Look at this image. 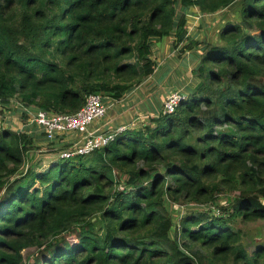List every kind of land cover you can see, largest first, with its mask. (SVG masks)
I'll use <instances>...</instances> for the list:
<instances>
[{
    "label": "trees",
    "instance_id": "1",
    "mask_svg": "<svg viewBox=\"0 0 264 264\" xmlns=\"http://www.w3.org/2000/svg\"><path fill=\"white\" fill-rule=\"evenodd\" d=\"M192 7L234 21L198 41ZM165 37L198 59L173 112L42 171L26 163L44 133L0 128V264H264L240 226L264 223V0H0V105L119 101ZM187 202L209 206L175 223L169 206Z\"/></svg>",
    "mask_w": 264,
    "mask_h": 264
},
{
    "label": "rangeland",
    "instance_id": "2",
    "mask_svg": "<svg viewBox=\"0 0 264 264\" xmlns=\"http://www.w3.org/2000/svg\"><path fill=\"white\" fill-rule=\"evenodd\" d=\"M189 13L188 34L198 41L203 39L216 40L220 27L227 20L234 21V12L230 8L209 15H200L197 8L192 7ZM172 40V37H165L162 40L154 41L152 57L156 61V64L162 63L161 67L155 69V72L151 76L125 93L120 101L106 99V113L102 118L103 120L95 129L99 131L104 130L106 127L105 118L111 120L109 130H115L122 126H126V128H139L143 123H148L150 117H154L160 111H164V102L170 94L176 93L179 98L180 95L184 97L189 94L190 90L195 87L199 80L196 72L193 70L196 67L198 59L189 50L183 53L180 52V49L175 50ZM162 73H165L164 76H162ZM14 102L16 101L11 99L10 103L12 104H9V106L0 105V128L5 127L19 131L32 126L18 110L17 103ZM33 132L39 134L41 130L36 127ZM58 143V141H53L52 143L46 140L36 141L38 149H32L28 152L26 164L35 165L38 171L45 170L49 164L61 157L60 153L62 151L58 153L52 151V149L59 150V148H54L59 147ZM208 206V203L187 202L169 206V209L173 221L177 223L180 216L185 213L206 209ZM240 226L245 234V240L253 241L257 238L264 242V223L262 221L249 222ZM252 248L253 243L249 247V250ZM33 250L34 248L26 249L24 257L30 255Z\"/></svg>",
    "mask_w": 264,
    "mask_h": 264
},
{
    "label": "built area",
    "instance_id": "3",
    "mask_svg": "<svg viewBox=\"0 0 264 264\" xmlns=\"http://www.w3.org/2000/svg\"><path fill=\"white\" fill-rule=\"evenodd\" d=\"M182 98L184 97L180 95L179 98L176 93L170 94L164 102L163 112H173ZM17 106L27 113V122L44 133L46 141L61 138L65 142H71V146L60 153L61 157L89 154L108 144L116 133L126 129V126H122L115 130L99 131L93 127V123L100 120L107 110L105 99L99 93L88 94L84 105L72 113L31 110L24 108L21 103H17Z\"/></svg>",
    "mask_w": 264,
    "mask_h": 264
},
{
    "label": "crops",
    "instance_id": "4",
    "mask_svg": "<svg viewBox=\"0 0 264 264\" xmlns=\"http://www.w3.org/2000/svg\"><path fill=\"white\" fill-rule=\"evenodd\" d=\"M161 65H162V63H157L156 64V68L155 69H157V68H160L161 67ZM164 66V65H163ZM165 68V67H164ZM164 74L165 73H162V76H164ZM120 101V100H119ZM109 102V101H108ZM14 103H18L17 101L16 102H14ZM9 104H12V103H9ZM9 104H8V106H9ZM18 108H19V106H18ZM19 111H20V113L22 114V109H18ZM103 118V117H102ZM100 119V120H98V121H95L94 123H93V127L95 128L97 125H99L100 124V122L103 120V119ZM106 119V122H105V124H106V127L104 128V130H108L109 128H110V126H111V120L109 119L108 120V118H105ZM112 120H113V118H112ZM109 122V123H108ZM107 124H109V126H107ZM144 124V123H143ZM129 128H132V127H129Z\"/></svg>",
    "mask_w": 264,
    "mask_h": 264
}]
</instances>
